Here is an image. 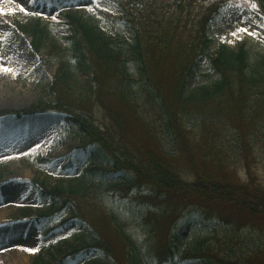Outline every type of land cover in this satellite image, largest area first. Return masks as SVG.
Instances as JSON below:
<instances>
[{
    "label": "rangeland",
    "instance_id": "rangeland-1",
    "mask_svg": "<svg viewBox=\"0 0 264 264\" xmlns=\"http://www.w3.org/2000/svg\"><path fill=\"white\" fill-rule=\"evenodd\" d=\"M123 1L76 0L60 8L49 0H0V68L12 70H0V264H57L63 258L66 264H264L263 213L249 217L231 205H206L193 198L176 211L174 200L154 197L150 184L136 183L131 171L116 169L107 153L91 144L78 126L65 124L64 115L49 111L16 117L13 113L57 101L50 91L58 70L56 55L69 50L72 33L66 16L76 15L96 26L104 38L119 42L132 81L129 92L134 107L151 124L159 148L177 175L192 182L182 147L159 111L157 99L144 88L139 67L128 52L134 42L131 29L114 21L123 18ZM36 22L49 34L39 51L32 48L29 34L19 30ZM206 35L208 55L197 61L187 81L186 98H197L201 89L212 91L219 83L213 60L223 48L234 53L243 49L250 63L264 58V19L248 0L225 8L208 25ZM73 56L69 54L70 59ZM71 64L74 75L69 85L74 99L93 102L89 70L82 60H71ZM249 107L248 126L242 124L243 129L217 113L195 111L182 115V126L189 141L198 143L189 150L198 169L205 167L222 184L262 195L264 94L255 93ZM90 110L101 130L111 127L98 104H91ZM204 145L208 149L199 150ZM128 150L131 153L132 148ZM34 182L47 189L73 188L76 203L54 219L38 223L36 219L50 214L54 205L40 198ZM78 205L85 216L94 213L107 218L110 253L98 246L101 242L80 219ZM117 231L128 241H118ZM75 250V255L70 254Z\"/></svg>",
    "mask_w": 264,
    "mask_h": 264
},
{
    "label": "trees",
    "instance_id": "trees-1",
    "mask_svg": "<svg viewBox=\"0 0 264 264\" xmlns=\"http://www.w3.org/2000/svg\"><path fill=\"white\" fill-rule=\"evenodd\" d=\"M62 7L75 0H51ZM238 0H124V17L121 20L129 26L133 34V44L128 52L139 67L140 79L144 88L152 93L159 111L165 116L178 144L182 147L184 158L194 176L192 182L181 179L168 161L169 157L159 148V140L151 124L146 121L134 107V98L130 95L132 81L129 79L122 47L118 41H110L89 23L76 15L66 17L72 35L69 38V50L62 51L59 58L57 74L51 85V92L57 101L50 104L32 106L15 111L17 117L31 116L39 112H57L66 115L65 123L79 127L83 136L98 145L110 157L118 170H128L135 175V182L153 187L157 198L165 196L174 200V209L185 206L187 199L211 205L214 202L239 208L247 216L264 214V194L247 193L239 187L222 184L210 173L197 168L191 160V144L188 134L182 126V115L188 111L202 114H218L237 124L247 127L249 104L255 93L264 94V58L248 62L243 49L237 53L222 49L213 60L215 70L220 75L212 91L201 89L197 98L185 97L188 79L192 76L197 61L208 55L209 40L207 28L217 21L226 7ZM252 9L264 18V0H248ZM29 34L31 46L35 51L45 47L49 40L48 31L36 22L30 28H19ZM70 51V52H69ZM72 53V59L69 54ZM82 60L89 70L93 82V102L76 101L69 81L74 75L71 60ZM98 104L108 117L111 127L101 130L94 118L90 106ZM83 108L87 113H80L75 108ZM213 112V113H211ZM136 125V127L134 126ZM111 128L112 130H110ZM111 131V132H110ZM115 132H118L115 134ZM138 133H142L138 137ZM145 133L148 135L146 139ZM115 135L118 140L115 139ZM152 145L147 146L141 140ZM189 142V143H188ZM128 144V145H127ZM196 148L198 143L195 144ZM128 146L132 148L131 153ZM201 149H208V145ZM158 150L160 153H157ZM191 152H190V151ZM191 157H190V156ZM194 155V154H193ZM168 158V159H167ZM194 159V158H193ZM41 199L49 200L55 210L41 216L58 215L72 203L74 189L62 187L47 189L37 184ZM153 196V195H152ZM150 197L152 199L153 197ZM161 199V198H160ZM170 203V202H169ZM171 205V204H170ZM78 205L77 213L97 237L98 246L109 252L112 241L107 226V218L102 215H84ZM111 222V219H109ZM37 222L41 223L40 220ZM118 232V231H117ZM119 235V236H118ZM118 241H128L118 232ZM116 240V242H118ZM119 243V242H118ZM73 251L70 254H76ZM62 259L59 264H64Z\"/></svg>",
    "mask_w": 264,
    "mask_h": 264
},
{
    "label": "snow or ice",
    "instance_id": "snow-or-ice-1",
    "mask_svg": "<svg viewBox=\"0 0 264 264\" xmlns=\"http://www.w3.org/2000/svg\"><path fill=\"white\" fill-rule=\"evenodd\" d=\"M23 11V9H21ZM240 31H247L246 29H240ZM0 70L4 71V72H11V69L8 68H0Z\"/></svg>",
    "mask_w": 264,
    "mask_h": 264
},
{
    "label": "bare ground",
    "instance_id": "bare-ground-1",
    "mask_svg": "<svg viewBox=\"0 0 264 264\" xmlns=\"http://www.w3.org/2000/svg\"><path fill=\"white\" fill-rule=\"evenodd\" d=\"M2 136H0V138H1Z\"/></svg>",
    "mask_w": 264,
    "mask_h": 264
}]
</instances>
